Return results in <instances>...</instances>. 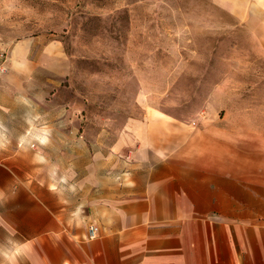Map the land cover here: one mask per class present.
Listing matches in <instances>:
<instances>
[{
    "label": "crops",
    "instance_id": "1",
    "mask_svg": "<svg viewBox=\"0 0 264 264\" xmlns=\"http://www.w3.org/2000/svg\"><path fill=\"white\" fill-rule=\"evenodd\" d=\"M176 1L199 20L183 71L222 72L202 100L220 109L100 119L111 133L78 135L85 106L34 94L52 86L29 79L37 46H12L0 264H264V0Z\"/></svg>",
    "mask_w": 264,
    "mask_h": 264
},
{
    "label": "rangeland",
    "instance_id": "2",
    "mask_svg": "<svg viewBox=\"0 0 264 264\" xmlns=\"http://www.w3.org/2000/svg\"><path fill=\"white\" fill-rule=\"evenodd\" d=\"M187 12L176 0H0V80L12 46L31 41L37 51L29 79L52 84L32 92L65 91L83 104L78 135L111 133L113 125H96L100 119L220 109V103L202 100L220 84L222 72L183 71L188 36L199 21L187 20ZM44 43L58 50L40 51Z\"/></svg>",
    "mask_w": 264,
    "mask_h": 264
},
{
    "label": "built area",
    "instance_id": "3",
    "mask_svg": "<svg viewBox=\"0 0 264 264\" xmlns=\"http://www.w3.org/2000/svg\"><path fill=\"white\" fill-rule=\"evenodd\" d=\"M3 68H1V70H3ZM86 228H87L86 229V237L88 239H93V237H95L97 235V231H98L97 226L93 223V224H89Z\"/></svg>",
    "mask_w": 264,
    "mask_h": 264
}]
</instances>
